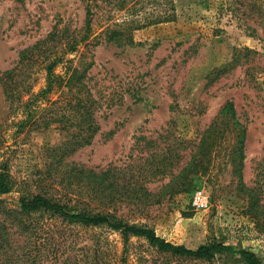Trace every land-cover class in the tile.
Instances as JSON below:
<instances>
[{"label":"rangeland","instance_id":"374dc122","mask_svg":"<svg viewBox=\"0 0 264 264\" xmlns=\"http://www.w3.org/2000/svg\"><path fill=\"white\" fill-rule=\"evenodd\" d=\"M96 3L89 39L73 52L67 51V39L55 45L63 61L54 75L64 84L75 69L85 72L98 101L99 133L90 145L65 152L63 123L49 120L38 129L20 125L24 115L20 110L9 113L0 86V160L8 159L14 179L26 182L23 190L32 192L52 181L60 162L63 172L71 163L95 172L122 169L153 196L143 192L150 199L143 208L122 205L118 213L127 220L146 224L158 236L190 249L224 241L264 258V0H174L176 20L133 30L132 42L109 40L107 35V29L128 14L102 0ZM144 7L149 10L150 5ZM86 8L84 0H0V73L17 65L22 50L56 28L82 37ZM245 49L256 53L220 74L234 53ZM40 62L33 64L41 66L29 79L34 93L47 83L46 64ZM69 98L67 88H56L51 96L62 103ZM227 102L234 103L246 129L242 166L235 127L223 122L220 130L205 133ZM199 150L187 179L164 187ZM176 153L184 156L178 168ZM162 157H167L165 162ZM196 191L208 195L207 211L193 209ZM65 192L57 188L51 193ZM18 195L14 191L5 198ZM91 206L97 210L99 204ZM48 224L68 243L74 241L63 257L75 254L81 263L91 262L100 249V264H223L159 253L140 238H131L124 253L118 232L66 227L53 220Z\"/></svg>","mask_w":264,"mask_h":264},{"label":"trees","instance_id":"16d2710c","mask_svg":"<svg viewBox=\"0 0 264 264\" xmlns=\"http://www.w3.org/2000/svg\"><path fill=\"white\" fill-rule=\"evenodd\" d=\"M84 1L87 3V10L82 37L78 39L71 36L67 29L56 28L46 38L22 50L19 53L17 65L0 73V86L4 92L9 113L20 110L24 120L19 124L22 126L29 124L35 129L49 120L63 123L68 146L65 152L90 145L101 129L96 117L98 101L88 85L85 72L75 69L73 75L64 84L57 82L54 75V69L63 61V55L56 54L55 45L67 39V51L73 52L79 44L90 37L92 21L99 5L96 3L98 0ZM102 3L114 5L116 10L125 11L124 13L128 14L121 23H115L113 27L107 29L109 40L122 38L132 42L130 34L133 30L172 22L177 18L174 0H102ZM138 5L142 7L137 9ZM144 5H150L149 10ZM250 53L256 52L249 49L237 50L229 68L222 69L220 74L235 67L242 57H249ZM39 59L41 64H46L43 65V69L46 72L47 83L44 88L34 93L33 82L29 79L31 73L34 70L36 72L41 66L33 65L37 64ZM56 88L62 90L67 88L71 98L64 103L60 102V99L52 100L51 96ZM25 96L28 97L25 99ZM223 122L229 123L238 131L236 144L240 166H242L246 129L237 118L233 102H227L221 108L205 133L217 128L220 130V124ZM206 138V135L202 138L200 146H204ZM72 146H75L74 149ZM200 153H202L201 150L196 154L193 153L191 161L182 167L164 187H173L175 183L187 179L197 165ZM174 156H176L178 168L184 156L181 153H176ZM166 158L162 157L161 162H165ZM60 166H62L61 162L56 165L54 173L56 175L51 182L43 185L40 191L32 192L23 190L26 182L18 183L14 179L9 160L6 158L0 160V264H100L103 257L100 249L94 251L89 263H81L75 254L63 257L70 248L73 249L74 241L68 243V238L61 235L60 230L48 224L50 220L58 221L66 227H104L118 232L122 237L124 253L127 251L131 238H140L159 253L178 258L203 262L218 260L223 264H264L263 257L243 247L214 240L196 249H190L158 236L156 231L146 224L127 220L125 215L118 213L122 205H142L144 200L150 199L148 195L145 196L148 193L147 188L136 179L123 175L122 169L114 167L95 172L83 165L71 163L70 166L66 165V171L63 172ZM57 188H63L66 192L59 196L51 193L54 190L57 191ZM14 191L19 194L16 199L5 198ZM174 192L178 193L179 189ZM154 202L158 203L160 199ZM92 203L99 204L97 210L92 208ZM37 217L44 222L37 220ZM256 219L258 224H262L259 217ZM80 250L85 256L88 255L84 252L85 248ZM121 262H126L124 256Z\"/></svg>","mask_w":264,"mask_h":264},{"label":"built area","instance_id":"2783aa9c","mask_svg":"<svg viewBox=\"0 0 264 264\" xmlns=\"http://www.w3.org/2000/svg\"><path fill=\"white\" fill-rule=\"evenodd\" d=\"M191 205L196 211H207L210 208L208 195L203 191H196L192 195Z\"/></svg>","mask_w":264,"mask_h":264}]
</instances>
